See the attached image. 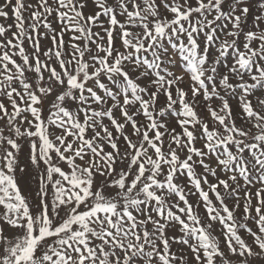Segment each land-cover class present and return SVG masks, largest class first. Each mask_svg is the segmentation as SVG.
<instances>
[{
    "label": "snow or ice",
    "instance_id": "1",
    "mask_svg": "<svg viewBox=\"0 0 264 264\" xmlns=\"http://www.w3.org/2000/svg\"><path fill=\"white\" fill-rule=\"evenodd\" d=\"M0 264H264V0H0Z\"/></svg>",
    "mask_w": 264,
    "mask_h": 264
},
{
    "label": "rangeland",
    "instance_id": "2",
    "mask_svg": "<svg viewBox=\"0 0 264 264\" xmlns=\"http://www.w3.org/2000/svg\"><path fill=\"white\" fill-rule=\"evenodd\" d=\"M9 23H11V21H8Z\"/></svg>",
    "mask_w": 264,
    "mask_h": 264
}]
</instances>
